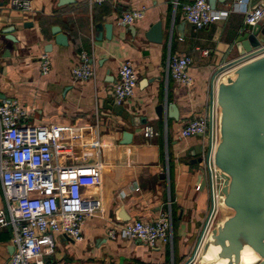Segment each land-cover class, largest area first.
<instances>
[{
    "label": "crops",
    "instance_id": "0c3cea01",
    "mask_svg": "<svg viewBox=\"0 0 264 264\" xmlns=\"http://www.w3.org/2000/svg\"><path fill=\"white\" fill-rule=\"evenodd\" d=\"M192 1L73 0L59 5L58 0H31L34 13L27 15L12 10L10 0H0V101L19 100L28 110V124L53 128L59 165L100 161L103 166L101 186L84 190L101 200L103 216L84 221L81 242L54 234V253L47 264H184L193 252L211 207L204 162L208 139H182L180 130L193 119L208 118L217 80L233 67L214 80L213 76L241 57L236 42L251 27L244 24L245 11L238 9L236 0H228L215 6L227 11V17L196 30L181 11ZM253 5L250 0L249 8ZM142 8L141 21L131 26L120 23L122 13ZM157 22L162 28L160 44L144 38ZM105 24L112 25L109 40L104 29L95 31ZM54 26L67 37L66 46L55 44ZM11 27L12 34L6 35ZM81 52L95 68L93 80L78 81L71 75ZM42 55L50 62L46 75L40 68ZM169 55L191 60L190 88L167 75ZM123 61L132 63L138 84L118 115L109 107H115L113 86ZM158 105H163L162 118L156 113ZM145 127L157 134L145 138ZM124 132L131 135L129 144L121 143ZM215 183L217 191L221 185L217 174ZM168 210L172 248L105 236L111 223L149 221ZM12 253L11 231L1 229L0 264H7Z\"/></svg>",
    "mask_w": 264,
    "mask_h": 264
},
{
    "label": "built area",
    "instance_id": "2783aa9c",
    "mask_svg": "<svg viewBox=\"0 0 264 264\" xmlns=\"http://www.w3.org/2000/svg\"><path fill=\"white\" fill-rule=\"evenodd\" d=\"M94 1L97 4L104 2ZM235 5L240 11H245L244 24L248 27H254L264 19V7L250 9V0H236ZM9 6L23 14L34 13L31 0H10ZM181 11L185 21L196 30L204 29L228 14L227 11L211 10L206 0H193L182 5ZM144 12V8L124 12L120 23L131 26L144 18ZM190 64L188 57L169 55L167 75L176 84L190 88L193 84L188 73ZM40 68L43 75L48 74L50 62L46 55L40 58ZM71 75L78 81L95 78V68L88 54H79L78 63L72 68ZM137 84L132 63L123 61L113 86L114 105L122 106L132 98ZM207 131L208 118L193 119L181 128L180 138L207 136ZM156 134L151 127L144 128L145 138ZM215 138L214 129L213 141ZM56 152L51 126L28 124V110L15 98L0 101V195L3 203L0 208V230L11 231L13 247L7 264H47L48 256L54 253V234H65L81 242L84 221L104 214L101 200L84 193L85 189L101 186L102 163L96 161L89 165L61 166L56 161ZM206 168L212 178L214 211L205 234L216 215L217 193L216 172L211 161ZM104 233L108 240H137L150 248H172L170 210L161 212L149 221L111 223L106 226Z\"/></svg>",
    "mask_w": 264,
    "mask_h": 264
},
{
    "label": "water",
    "instance_id": "95a60500",
    "mask_svg": "<svg viewBox=\"0 0 264 264\" xmlns=\"http://www.w3.org/2000/svg\"><path fill=\"white\" fill-rule=\"evenodd\" d=\"M58 1L59 5L73 2ZM226 1L208 0V4L214 10L217 3ZM253 2V8L264 7V0ZM101 29L105 30V38L109 40L112 25L95 27L96 32ZM12 32V27L4 31L6 35ZM51 32L56 45L68 44L58 26L52 27ZM144 38L160 44L161 23L153 24L144 33ZM7 39L15 41L13 37ZM236 48L241 57L213 76L214 80L221 71L233 67L217 80L215 100L211 96L208 106V146L204 162L207 165L211 161L221 180L215 199L216 215L205 234L214 211L212 178L208 173L210 212L197 244L184 264H191L194 259V264H264V24L244 31L238 37ZM109 109L122 114L120 106ZM156 113L162 118L163 105L156 107ZM130 137L124 132L121 143L129 144Z\"/></svg>",
    "mask_w": 264,
    "mask_h": 264
},
{
    "label": "bare ground",
    "instance_id": "6f19581e",
    "mask_svg": "<svg viewBox=\"0 0 264 264\" xmlns=\"http://www.w3.org/2000/svg\"><path fill=\"white\" fill-rule=\"evenodd\" d=\"M247 260H249V258H246Z\"/></svg>",
    "mask_w": 264,
    "mask_h": 264
}]
</instances>
